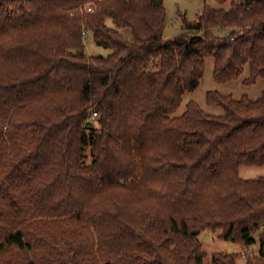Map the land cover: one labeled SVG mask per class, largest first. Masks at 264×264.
<instances>
[{"label":"trees","instance_id":"trees-1","mask_svg":"<svg viewBox=\"0 0 264 264\" xmlns=\"http://www.w3.org/2000/svg\"><path fill=\"white\" fill-rule=\"evenodd\" d=\"M216 1L166 41L164 0H0V264H203L206 229L264 264V92L177 115L207 58L264 78V0Z\"/></svg>","mask_w":264,"mask_h":264},{"label":"rangeland","instance_id":"rangeland-1","mask_svg":"<svg viewBox=\"0 0 264 264\" xmlns=\"http://www.w3.org/2000/svg\"><path fill=\"white\" fill-rule=\"evenodd\" d=\"M164 4L166 8L164 40L166 41L174 40L186 33V21H198L206 4L214 9L223 8L228 10L230 8V3L222 5L216 0H164ZM108 25L114 26L113 21L108 20ZM215 33L220 34L218 30H216ZM124 35L129 37V32H126ZM84 39L86 40L85 50L88 55L108 56L113 52L111 48L98 45L90 33H87ZM214 64L213 58L206 59L205 73L201 79L200 87L194 92H188L184 96V102L178 110L177 115H181L186 111L187 104L191 100L197 102L201 108L209 114L223 115V109L220 107H212L207 104V94L210 91H216L225 96H232L237 100L243 96H248L253 100L261 97L264 92V78H260L256 84L250 86L245 85L243 81L249 76V68H246L245 73L240 79L219 83L214 77ZM92 158L93 154L89 148L86 161L89 162ZM239 172L240 176L244 179H254L264 175V165H243L240 167ZM199 239L202 244L203 264H213L215 255L220 252L237 253V264H246L247 259L256 255L259 249V234L256 235L257 242L249 247L226 241L220 237V232H213L209 229L202 231L199 235Z\"/></svg>","mask_w":264,"mask_h":264},{"label":"built area","instance_id":"built-area-1","mask_svg":"<svg viewBox=\"0 0 264 264\" xmlns=\"http://www.w3.org/2000/svg\"><path fill=\"white\" fill-rule=\"evenodd\" d=\"M87 11H93V9H92V7H90V5L87 7ZM87 30H85L84 32H83V34H84V37H86L87 36ZM85 43H86V40H85Z\"/></svg>","mask_w":264,"mask_h":264},{"label":"water","instance_id":"water-1","mask_svg":"<svg viewBox=\"0 0 264 264\" xmlns=\"http://www.w3.org/2000/svg\"><path fill=\"white\" fill-rule=\"evenodd\" d=\"M0 186H1V183H0Z\"/></svg>","mask_w":264,"mask_h":264}]
</instances>
